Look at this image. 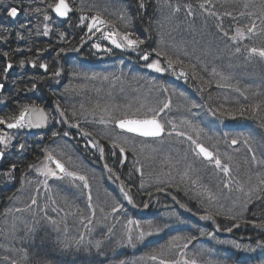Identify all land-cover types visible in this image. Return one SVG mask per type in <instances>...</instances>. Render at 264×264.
<instances>
[{
    "label": "trees",
    "instance_id": "16d2710c",
    "mask_svg": "<svg viewBox=\"0 0 264 264\" xmlns=\"http://www.w3.org/2000/svg\"><path fill=\"white\" fill-rule=\"evenodd\" d=\"M163 1L144 0L145 8L140 9L139 0H69L74 9L73 14L67 21H59L50 9L46 11L47 4L54 0H0V5L4 7L15 6L18 10H22L18 11V16L13 19L5 14L3 7H0V84L4 85V88L0 89V118L8 120L9 117L18 116L23 105L43 108L49 116L47 131L38 134L8 131L5 129L6 124H0V135L6 134L13 138L7 148L0 143V150L6 153L5 158L0 160V264H120L121 261L124 264H160V260L178 261L177 255L188 246L185 239H191L188 252H191V256L196 259L199 257L195 261L201 264L210 262L204 260L205 255H201L203 250L208 248L216 253L212 264H264V259H261L259 254L255 255L252 252L249 254L250 257L245 258L226 247L213 249L214 243L210 241L193 239L197 235L192 234L191 223L196 225L201 223L192 222L191 218L183 216L176 206L171 207L164 198L167 203L165 205L169 206L161 207L163 199L157 194L162 192L161 187L144 189L147 175L140 161L146 156L139 154L137 147L128 148L124 145L121 146L125 148V152L121 153L119 148L113 147L117 135L114 133L115 136L108 137L102 134L104 128L98 126L101 125V121L109 123L121 118L152 116L153 114L148 113V108L155 104H150L149 97L145 98L146 92L161 86L160 80L164 78L153 73L146 74V65L157 59L162 61L171 58L174 61H183V65H173L174 69L180 68L188 72L191 75L192 87L200 98L215 110L229 111L241 106L247 108L250 105L260 104L259 113L246 111L243 116L237 114L235 118L217 114L225 120L245 119L256 126L264 138V87L261 86V90L256 92L257 86V88L241 86L242 94L230 98L229 92L232 90L230 84L233 81L229 78L231 75L226 74L222 69H214L213 65L197 57L195 53L191 59H180L176 50L170 47L171 43L167 38V33L170 31L167 19L165 16H160L165 12ZM240 6L242 2L237 0L236 9ZM97 13L104 19L111 20L119 31H132L145 43L130 54L106 47L110 59L98 60L94 46L101 45V42L95 37V31H88L87 26L91 20L87 19L85 24L80 20L81 16L92 17ZM45 14L52 18L45 20ZM122 14L125 20L120 19ZM246 17L217 16L221 22L224 21V29H228L229 24H233L235 28H247L246 19L249 17ZM195 23L198 21L195 20ZM216 23L218 22L210 21L207 26L212 28ZM45 26L48 29L47 35H45ZM108 27L111 31V27ZM95 39H97L96 43H94ZM157 51L162 54L157 56ZM4 53L8 55L5 56ZM146 53L149 54L147 63L142 59ZM117 61L124 62V65L122 63L118 66L120 68L116 67ZM9 63L12 65L10 69L7 68ZM42 64L47 65L46 72L41 70ZM193 65L196 76L192 75ZM252 79L248 80L245 76L241 81L242 84H249L255 82ZM146 80L153 85H148ZM260 80L257 84L264 85V81ZM152 94L155 95L154 92ZM56 110H59L68 123L78 125L83 133H91L87 135L86 143L92 141L103 147L107 165L122 179L126 191L134 202L140 208H144V201L148 198L156 203L152 208V210L157 208L156 212L142 219L134 217L119 196L106 187L102 167L94 163L98 156L96 152L79 151L82 156V164L77 162L79 173L86 176L88 183L96 187V193L91 196V201L85 190V196L80 199L81 206L75 210L68 223L63 217L65 212L51 213L48 210L38 214L37 218L27 216L29 203L26 200L35 183L40 182V177L35 172L36 168L31 165L39 167L45 159V152L49 147L54 146L55 139L60 138L62 134L60 130L56 137L52 135L54 132L52 127L55 126L53 115ZM138 140L146 142L143 139L138 138ZM21 144L25 146L23 149L19 147ZM74 155L78 157L77 154ZM247 156L250 155L246 153L241 157L244 167H246L245 161L248 160ZM12 164H15L16 168L12 170V176L9 178L6 173L11 170ZM235 164L236 162L233 161L232 167ZM259 168L260 172L264 171V163L263 167L259 166ZM93 169L97 170V175L93 174L91 171ZM132 183H136L139 189ZM259 183L258 194L244 213V217L239 215V210L233 211L231 208L224 209V212L195 210L193 207L201 206L203 201L196 196L190 204L183 201L180 204L186 206L190 214L211 215L219 225L221 234L218 235L221 237L230 238L238 244L246 238L251 243L246 244L248 248L243 246L247 251L252 244H264V179L262 178ZM62 190L59 188L55 193L58 194ZM56 203L59 206L57 200ZM92 203L99 208L95 215L89 213V206ZM117 205L122 207L119 212L113 213L112 208ZM174 212L177 213L179 222H175L172 226L164 225L166 221L161 223L162 219L170 221L164 218L165 214ZM14 216H21L22 221H26V217L32 220L30 223L25 221L19 223L14 221ZM231 217L236 219L233 220ZM49 218L62 224L59 229L55 226L50 228L46 226ZM128 218L145 227L150 222L160 228L161 230L156 232L158 237L143 241L139 245H128L123 237L125 233L123 229ZM180 223L185 225L180 226ZM235 225H246V228H243V232L234 231L223 236L227 232L226 229L231 228L233 231ZM79 228L82 232L78 230ZM196 229L204 230L198 227ZM81 233H89L88 239L79 242L73 240L74 235ZM97 242L99 248L96 246ZM198 243L204 246H197ZM193 246L197 247L191 249ZM196 248L198 250H195ZM232 253L235 254L232 256L234 258L230 257ZM153 254L158 257L155 261L148 259Z\"/></svg>",
    "mask_w": 264,
    "mask_h": 264
},
{
    "label": "rangeland",
    "instance_id": "374dc122",
    "mask_svg": "<svg viewBox=\"0 0 264 264\" xmlns=\"http://www.w3.org/2000/svg\"><path fill=\"white\" fill-rule=\"evenodd\" d=\"M236 1L237 0H164L162 4L164 5L163 7H165L164 11L166 13L164 12L160 15L165 16V19H167V24L170 28V31L167 33V38L171 43L170 47L176 50L177 54L180 55L178 56L180 59H191V56L196 54L197 57L213 65L214 69H222L226 74L231 75L229 78H232L233 81H231L230 84L232 85V90L229 92L231 93L230 98H236L238 95L242 94L243 89L241 86L251 88L257 86L258 89H256V92L261 90V86L264 87V85L259 86L257 84L260 79L264 81V78H261V76H264V59L249 53V49L252 47L264 48V31H262V29H264V0H240L242 6L237 7V9ZM201 5H203V7H201ZM177 7L180 9L179 11H175ZM225 13H231V15H225ZM194 16L197 18L195 17V19ZM217 16H243V18L247 16L249 18L246 19L248 22V26L246 27L248 28L255 24L256 33L249 35L246 31L247 28H245L246 38L233 41L231 37L235 35L236 28L233 27V24H229V28L224 29V21L221 22ZM195 20L198 21V23H195ZM85 21L86 20H84L82 24H85ZM210 21H217L218 23L212 25L213 27L211 28L207 26L210 24ZM106 28L107 29L104 30L105 33L110 31L109 27ZM92 31H95V37L101 42V45L99 44V49L94 46L95 52L98 54V60L110 59L106 47H110L111 50L115 49L122 50L129 54L133 53L134 49L117 48L115 45L111 44L110 40L104 39L101 32L95 29ZM225 32H227V36L224 35ZM97 39L94 40V43H96ZM237 48H240L239 52L236 51ZM172 54L175 55L174 53ZM143 62L147 63L145 60H143ZM122 63L124 65V62L117 61L115 66L118 67L122 65ZM160 63L166 71L156 72L154 69L146 67V74L152 75L153 73L160 78H164V80H160L161 86L151 88L150 92H146L147 96H145V98L149 97L151 101L150 104H155L148 108L149 111H147L150 114H153L151 110L155 109L159 111L163 108L164 104L170 101V107L163 108V111H159V119L161 122L165 123L164 136L160 139H143L146 142H142L138 140V137L120 131L116 127L117 120L109 123L100 122L101 125L98 126L104 128L102 134L108 137L115 136L116 134L117 136L114 138L116 144L124 145L128 148L137 147L139 154L141 153L143 156H146L140 161L147 175V182L144 189L147 187H161L162 192L157 194L162 197V199L168 200L171 207L173 205L176 206L180 210V213L183 216L191 218L192 222L201 223V225L191 223V232L193 235H197L195 236L196 238L193 239L210 241L214 243L213 249L226 247L245 258L250 257L249 254L253 252L252 254H259L261 259H264V255L262 254L264 253V248L260 247V244H252L251 248H253V250L246 251L244 250L248 248L246 244L250 242L245 238V240H242L243 243L240 242L242 247L236 248L235 244L238 243L232 241L230 238L225 239V237L218 235L221 234V231L217 229V224L213 219H201L204 215L197 216L196 214H190L187 207L180 204L182 201L186 204H190L196 196L203 201L201 206L196 205L193 207L195 210H201L202 212L205 210L208 212L213 210L224 212V209L229 210L231 208L233 211L239 210V215L244 217V213L252 203L254 197L258 194L257 188L260 186L259 181H261L262 178L264 179V171H259V166L263 167L264 163V138L262 134L256 126L252 123H248L245 119L232 121L221 119L218 114L213 115L212 112L216 111L215 108L208 105L203 98H200L198 92L191 85V75L188 74L187 77L181 76L179 73L182 70L180 68L174 69L176 64H174L172 68H169L167 60L165 59L160 61ZM245 76L248 80L253 78L252 81L255 82H252L253 84H242L241 78ZM225 80L228 81L227 79ZM146 83L148 85L151 84L147 80ZM153 92L155 95L152 94ZM53 119L55 126H53L52 129L56 133L61 130L62 134L60 138L55 139L54 146L49 147L45 152V159L39 167H43V165L47 163L50 167L55 168L52 162L47 160L48 155L51 154L61 161L67 170L82 175L78 170V164H82V156L79 151L82 153L96 152L98 156L94 163L96 165H101L99 167H102L103 180L105 181L106 187L109 191L119 196L121 202L129 207L132 215L138 219H142L144 216L156 212L157 208L152 210L156 203L150 201L148 198L144 201L147 205V207L144 208H140L133 199L132 202L129 203L124 195V192L127 191L122 179L114 174V172L109 171L110 168L107 165L104 155L101 156L98 148L99 146H92V144L96 142L91 141L89 144L86 143L88 136L84 135L79 127H76V124L68 123L59 110L55 111ZM168 121L172 123L169 124ZM173 124L176 126L174 131L172 128ZM181 132L184 133V135H178V133ZM65 133H67V135H65ZM169 133L171 134L169 135ZM73 136H75V138ZM188 136H192L193 140L203 144L209 151L218 156L222 165L227 164L230 171L224 173L215 166L214 162L203 160L200 155H197V151H193L195 145L187 139ZM73 138L77 140L74 141ZM233 139L238 142L233 144ZM245 141H247V143ZM76 147L77 149H75ZM246 153L250 156H247L248 160L245 161L246 167H244L241 157ZM74 154H77L78 157ZM253 154L255 155V160H253ZM233 161L236 162L234 167L231 165ZM105 165H107V167H105ZM91 171L94 175H97L96 169ZM35 172L37 176L40 177V182L38 184L35 183L34 189L32 188L30 196L26 200L27 203H29L28 217L33 216L37 218L38 214L48 210H50L51 213L65 212L63 217L68 223L72 215L75 214V210L81 206L80 199L85 196L84 191L86 190L87 193L90 191L91 196L96 193V187L94 185L92 186V183H88L89 188H83V181L73 180V178L69 177H65L63 180L55 177H45L36 169ZM58 175L63 174L58 172ZM122 185L123 191L121 190ZM132 185L139 189L136 183H132ZM59 188L63 189V192L59 191L58 194H56L55 191ZM174 194H176L177 197L174 196ZM128 195L130 196V194ZM164 199L163 202L161 201V207H168L169 205H165L167 203H165ZM33 200L36 201L35 204L32 203ZM56 200L59 206L64 208L61 209L57 205ZM89 210V213L92 215L94 210L95 215L99 208L92 203L89 206ZM174 213L165 214L166 217L164 218L170 221L162 219L163 221H161V223L166 221L164 225L172 226L175 222H179L177 213ZM229 215L231 216V214H227V216ZM13 219H15V222L19 223H24L25 221H22L21 216H14ZM129 219L130 218H128V221ZM31 220L26 217L25 222L30 223ZM61 225L60 222L55 219L52 220V218H49L46 224L49 228L55 226L57 229H59ZM126 225L127 223L125 226ZM184 225L185 223H180V226ZM80 226L82 225L80 224ZM196 227L204 230H197ZM243 228L245 229L246 225H239L238 227L235 225L233 231H227L223 236H227L234 231L241 232ZM78 230L81 231L80 228ZM123 231H125V228ZM167 231L168 230H166V232ZM208 233H214V236H209ZM88 237L89 233H81L74 235L72 238H74L73 240L76 242H79L86 238L88 239ZM157 237L158 235H156V232H153L152 235L146 236L143 241H147L151 238L156 239ZM143 241H136L134 244L139 245ZM185 242H187L190 248L191 239H185ZM196 245L204 246V244L201 243ZM188 246L177 255L179 264H185V261L190 262L199 259V257L196 259L191 256V252H188ZM197 246H193L191 249ZM195 250H198V248ZM211 250L212 249L209 250L208 248L201 253V255H205L206 257L204 260H210L209 264H212L216 257V253L211 252ZM234 253L230 255L231 258H234L232 257L235 256ZM228 262H230V260ZM196 264L201 263L196 262Z\"/></svg>",
    "mask_w": 264,
    "mask_h": 264
},
{
    "label": "snow or ice",
    "instance_id": "6c2138e0",
    "mask_svg": "<svg viewBox=\"0 0 264 264\" xmlns=\"http://www.w3.org/2000/svg\"><path fill=\"white\" fill-rule=\"evenodd\" d=\"M0 7L4 8L5 14L9 18H16L18 16V10L17 7L15 6H8L4 7L3 5H0ZM203 7V5H201ZM247 7V6H246ZM139 8L144 9L145 8V3L144 0H139ZM50 9L57 17L60 18H68L69 14L74 11L73 7L70 5L69 0H54V2L48 3L46 6V11ZM179 7L175 9V11H179ZM36 11H40V9H36ZM243 14V13H242ZM225 15H231V13H225ZM52 17L45 14L44 19L45 20H50ZM90 19L91 23L87 26L88 31L91 32L93 29H95L98 32H101L102 37L106 40H110L111 44L115 45L117 48H131V49H136L140 45H143L145 43L144 40L140 39L139 37L135 36L134 32L132 31H119L116 29V25L111 21L104 19L99 13L92 17H84L81 16L80 20L81 23H83L84 20ZM121 20H125V16L122 14L120 16ZM110 26L111 31H108L107 33L104 32V28ZM127 27V25H126ZM47 26H45V35H47ZM247 33L249 35L255 34L256 33V25L253 24L250 27L247 28ZM264 31V29H262ZM225 36H227V32L224 33ZM246 38L245 36V29L237 27L235 30V35L231 37L233 41L236 40H242ZM95 47L97 49L100 48L99 44H96ZM63 51V49H61ZM237 52L240 51V48L236 49ZM249 53L251 55H256L259 56L260 58L264 59V48H256L252 47L249 49ZM162 53L157 51L156 55L159 56ZM5 56L8 55V53H4ZM166 55V54H164ZM142 59L145 61L149 60V54H144L142 56ZM168 67L172 68L174 64H181L183 65V61L176 60L174 61L171 58L167 59ZM21 64H23V61H21ZM35 66V64H33ZM148 68L154 69L156 72H164L166 71L165 68L161 66L160 61L154 60L146 65ZM12 65L9 63L7 65V68L10 69ZM40 67L47 69L46 64L40 65ZM192 68V75L196 76L195 72V66H191ZM181 76L187 77L188 72L186 71H181L179 73ZM58 75V73H56ZM4 85L0 84V89H3ZM170 107V101L169 103H166L163 105V108H168ZM163 108L160 109L159 111H163ZM153 112V115L148 117L145 116L144 118H133V119H128V118H121L117 120V125L120 129L126 131L127 133H132L141 137H160L165 133V123L161 122L159 119V111L158 110H151ZM211 111V110H210ZM246 111L250 112H255L259 113L261 112V105L260 104H255V105H250L247 108L244 106L239 107L238 109L235 110H229V111H223L221 109H217L216 111H213L212 114L216 115L217 112L220 113L222 116H229L235 118L237 114L240 116H243ZM35 119V123H34ZM48 120V116L46 113H44V110L42 108H38L36 106H31V105H23L21 108V111L18 116H12L9 117L8 120H5L4 118H0V124H6L7 128L12 129V128H23V127H40L44 123H46ZM102 123L104 121H101ZM169 124H171V121H168ZM76 127H79L78 125ZM175 125H172L173 131L175 130ZM171 133H169L170 135ZM53 136H56L57 133L53 132ZM67 135V133H65ZM84 135H91V133H84ZM178 135H184V133H178ZM12 137L8 135H0V143L4 145L5 148L11 143ZM187 139L191 141L194 145L195 148L193 151H197V155H201L204 158H206L210 162H214L215 166L219 168L222 172L228 173L230 171V168L228 167L227 164H223L220 160V158L216 155H214L213 152L209 151L208 148H206L203 144L198 143L196 140H193L192 136H188ZM238 141L233 139L232 143L236 144ZM247 143V141H245ZM93 147H98V144L93 143ZM21 149H23L25 146L23 144L19 145ZM114 148H119L121 153L125 152V148L122 147L119 144H113ZM99 151L101 153V156L104 154V149L103 147H99ZM6 156V153L4 150H0V160H3ZM126 158V157H125ZM48 161H52L55 164V168L50 167L47 163L43 165V167H38L37 165H31V167L36 168L38 172H40L41 175L45 177H55L58 179L63 180L65 177L73 178V180H79L83 181V188H89L88 185V180L87 177L84 175H78L76 172L69 171L65 167L63 163H61L59 160H56L51 154L48 155L47 157ZM253 160H255V155L253 154ZM107 167V165H105ZM16 165L12 164L11 165V170L6 173V175L10 178L12 176V170H15ZM58 170V171H57ZM109 171H112V169H109ZM59 173H62L63 175H58ZM143 186V185H141ZM121 190L123 191V185L121 186ZM125 197L128 199L129 203L132 202L131 196L128 195L127 192H124ZM88 199L91 201V192L89 191L88 193ZM33 204L36 203L35 200L32 201ZM122 206H114L112 208L113 212H119L120 208ZM144 207H147L145 204ZM93 215H94V210H93ZM201 219L204 220H211L213 217L211 215H205L201 217ZM231 219L235 220V217H231ZM237 227L239 225H236ZM217 229H219V225L216 226ZM161 229L158 227L153 226L150 222L149 224L145 226H141L139 222H134L132 220L127 221V225L125 226V233H124V242H126L128 245H133L136 241H143L146 236H150L153 234V232H159ZM227 231H231V228L226 229ZM209 236H214V233H208ZM97 248H99V242H97ZM187 245H185L186 247ZM261 247H264V244L260 245ZM236 248H241L242 246L240 244H235ZM250 251L253 249L249 248ZM162 255V252H161ZM150 260H157L158 257L157 255L153 254L148 257ZM120 264H124L123 261L120 262ZM160 264H179V261H165V260H160ZM185 264H196L195 260L192 261H185Z\"/></svg>",
    "mask_w": 264,
    "mask_h": 264
},
{
    "label": "water",
    "instance_id": "95a60500",
    "mask_svg": "<svg viewBox=\"0 0 264 264\" xmlns=\"http://www.w3.org/2000/svg\"><path fill=\"white\" fill-rule=\"evenodd\" d=\"M73 14V12L72 13H70L69 14V17L68 18H60V17H57L56 15H55V13H53V16L57 19V20H59V21H67L69 18H70V16ZM14 19V18H13ZM41 70L43 71V72H46V69L45 68H41ZM39 108V107H38ZM43 109V108H42ZM44 110V109H43ZM44 113H46L47 114V112L44 110ZM19 115V114H18ZM47 116H48V114H47ZM131 119H133V118H131ZM137 119H139V118H137ZM36 121H35V119H34V123H35ZM48 122H49V118H48V120H47V122L46 123H44L42 126H40V127H23V128H12V129H9V128H7V125H5V129L6 130H8V131H14V132H17V131H20V132H26L27 134H37V133H43V132H45L46 130H47V128H48ZM116 127L120 130V131H122V132H125V133H127L126 131H124V130H122V129H120L119 127H118V125L116 124ZM127 134H129V135H132V136H135V137H138V138H142V139H160V138H162L163 136H164V134L162 135V136H160V137H155V138H153V137H141V136H138V135H135V134H132V133H127ZM198 151V150H197ZM201 156V155H200ZM55 158V157H54ZM201 158L203 159V160H205V161H208L206 158H204L203 156H201ZM56 159V158H55ZM56 160H58V159H56ZM52 162V161H51ZM61 162V161H60ZM62 163V162H61ZM52 164L55 166V164H54V162H52ZM62 174V173H61Z\"/></svg>",
    "mask_w": 264,
    "mask_h": 264
}]
</instances>
